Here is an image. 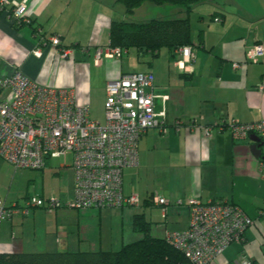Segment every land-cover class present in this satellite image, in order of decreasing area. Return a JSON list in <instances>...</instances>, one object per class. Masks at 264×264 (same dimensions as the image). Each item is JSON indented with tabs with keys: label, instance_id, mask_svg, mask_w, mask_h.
<instances>
[{
	"label": "crops",
	"instance_id": "0c3cea01",
	"mask_svg": "<svg viewBox=\"0 0 264 264\" xmlns=\"http://www.w3.org/2000/svg\"><path fill=\"white\" fill-rule=\"evenodd\" d=\"M143 6L157 13L145 11L138 21L186 15L182 7L170 3L146 1L135 10ZM124 10L116 0H27L30 25H16L9 8L0 10V76L19 69L39 84L72 88L75 102L88 105L89 116L98 109L103 115L105 84L124 72L152 71L157 90L168 95L167 130L147 129L138 141L137 164L123 170V193L138 195L136 208L65 206L73 196L72 158L67 161L71 154L51 157L42 169L28 170L33 192L20 200L6 188L12 166L0 157V198L7 205H22L33 194L62 202L51 211L33 207L27 214L13 213L1 220L0 253L116 250L142 237L132 227L135 213L151 222L153 236L164 237L187 228L185 202L192 196L236 203L254 220L243 240L227 245L215 264H232L240 256L264 264V180L250 150L252 135L234 140L218 126L231 119L242 123L264 119V90L258 89L264 83V59L244 63L248 48L256 42L264 45V0L195 3L188 13L194 56L182 70L174 64L181 54L172 55L166 47L156 55L163 56V64L132 48L119 58L94 61L96 47L109 41L112 20H137ZM52 34L73 48L70 56L58 55L48 41ZM8 95L7 89L0 91V99ZM176 120L178 127L173 125ZM205 126L209 135L203 132ZM54 158L61 161L52 164ZM153 194L166 198L164 214L152 202Z\"/></svg>",
	"mask_w": 264,
	"mask_h": 264
},
{
	"label": "built area",
	"instance_id": "2783aa9c",
	"mask_svg": "<svg viewBox=\"0 0 264 264\" xmlns=\"http://www.w3.org/2000/svg\"><path fill=\"white\" fill-rule=\"evenodd\" d=\"M27 0H0V10H7L16 25L28 24L25 15ZM218 20V18H216ZM62 58L73 53L63 46L58 35L48 37ZM39 54V50L33 51ZM181 54L174 64L180 70L193 59L190 45L176 50ZM125 50L109 43L95 49L94 61L102 57L119 58ZM264 59V45L254 43L245 52V62ZM235 67L240 64L235 63ZM8 97L0 99V157L13 168L42 169L51 157L71 154L73 196L64 205L72 208L138 206L136 193L124 194L123 170L138 162V141L149 128L167 130L168 95L159 92L150 70L124 72L105 84L104 121L89 116L87 104L75 102L74 90L39 84L21 70L0 76V91ZM264 90V83L258 85ZM179 120L173 125L178 127ZM227 129L234 140L256 135L264 142V119L239 122L236 119L218 124ZM206 135L209 127H203ZM264 157V152L261 153ZM258 172L264 180V158H258ZM152 202L165 212L166 198L153 194ZM188 210L187 228L166 233L165 240L178 249L190 264H215L224 248L241 242L245 230L254 220L236 203L220 200H201L190 196L185 202ZM62 202L54 196L29 195L22 205H7L0 198V221L13 213L27 214L33 207L51 211ZM232 264H255L240 256Z\"/></svg>",
	"mask_w": 264,
	"mask_h": 264
},
{
	"label": "trees",
	"instance_id": "16d2710c",
	"mask_svg": "<svg viewBox=\"0 0 264 264\" xmlns=\"http://www.w3.org/2000/svg\"><path fill=\"white\" fill-rule=\"evenodd\" d=\"M116 1L129 13L142 2L149 1L158 5H178L184 9L186 15L145 21L112 20L108 41L111 46H119L125 51L134 48L140 54L150 53L156 56L161 47H166L174 55L177 48L192 44L188 13L199 0ZM151 225L142 213H135L132 227L142 237L125 243L116 250L1 252L0 264H190L164 237L153 236Z\"/></svg>",
	"mask_w": 264,
	"mask_h": 264
},
{
	"label": "rangeland",
	"instance_id": "374dc122",
	"mask_svg": "<svg viewBox=\"0 0 264 264\" xmlns=\"http://www.w3.org/2000/svg\"><path fill=\"white\" fill-rule=\"evenodd\" d=\"M144 2H146V1H144ZM135 8L133 9V11L135 10ZM145 11H146V13H153V14L157 13V9H149V8L144 7V6L140 7L139 9H136L133 13L130 12L131 14L129 12H126V10H124L123 12L127 14V17H129V18L132 17L133 19H135V20L137 19L136 21H138V19H141V16H139V15L146 14ZM132 50H134V48H132ZM165 50H166L165 47L161 48V52H163ZM145 54H147V58L148 59L150 58V60L152 59L153 62H154V60H156L158 62V64H161V63L163 64V62H161V60L163 61V56L158 55V56L151 58L152 55L150 53H145ZM166 64H167V62L165 60L164 65L166 66ZM90 116L93 118L99 119V121L101 123H103V121H104L103 115H102V109H98L96 113L90 114ZM263 148H264V146H263ZM70 158H71V155H68L67 161H70ZM59 161H61V158H54L51 160V163L56 164ZM13 169L14 168L12 167L10 175L8 176L6 188L8 187V189H10L11 192H14L15 196H17L21 200L22 196L26 192H29V193L33 192V184H32V182L28 176V173H27L28 170H31V169H27V168H16L15 170H13ZM33 195H35V194H33ZM131 207H134V206H131Z\"/></svg>",
	"mask_w": 264,
	"mask_h": 264
},
{
	"label": "water",
	"instance_id": "95a60500",
	"mask_svg": "<svg viewBox=\"0 0 264 264\" xmlns=\"http://www.w3.org/2000/svg\"><path fill=\"white\" fill-rule=\"evenodd\" d=\"M251 140L253 141L250 145V150L253 153L254 156L257 158H264L263 155H261V145L264 144L263 141L260 140V138L256 135L250 136Z\"/></svg>",
	"mask_w": 264,
	"mask_h": 264
}]
</instances>
